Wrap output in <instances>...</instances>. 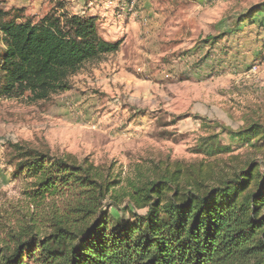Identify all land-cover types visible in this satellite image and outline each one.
<instances>
[{"label": "trees", "instance_id": "trees-1", "mask_svg": "<svg viewBox=\"0 0 264 264\" xmlns=\"http://www.w3.org/2000/svg\"><path fill=\"white\" fill-rule=\"evenodd\" d=\"M2 2L0 99L46 101L119 49L102 37L96 16L71 13L60 0L41 15ZM262 10L253 6L233 29L202 42L246 21L264 26ZM220 130L241 143L236 148H264L259 120ZM12 148V176L24 181L27 201L0 221V264H264V157L233 154L219 133L199 137L195 151L209 162L153 169L119 189L86 159Z\"/></svg>", "mask_w": 264, "mask_h": 264}, {"label": "rangeland", "instance_id": "rangeland-1", "mask_svg": "<svg viewBox=\"0 0 264 264\" xmlns=\"http://www.w3.org/2000/svg\"><path fill=\"white\" fill-rule=\"evenodd\" d=\"M56 1L13 0L35 15ZM60 1L71 13L99 14L100 34L119 49L86 64L69 90L46 101L0 99V221L26 207L25 183L12 176L15 143L86 159L110 173L116 189L177 162L182 170L209 162L195 151L201 136L219 133L233 154L246 151L220 125L264 123V26L246 21L212 44L202 41L233 29L264 0ZM246 152L264 157V148Z\"/></svg>", "mask_w": 264, "mask_h": 264}, {"label": "crops", "instance_id": "crops-1", "mask_svg": "<svg viewBox=\"0 0 264 264\" xmlns=\"http://www.w3.org/2000/svg\"><path fill=\"white\" fill-rule=\"evenodd\" d=\"M40 2H42V0H40ZM11 6H15V7H28V4L27 3H14L13 2V0H12V2H11ZM102 8V6L100 7V5L99 4H97V10H99V9H101ZM86 11V10H85ZM84 10H79L78 9V11H74V13H78V14H84V12H85ZM30 14H39V11H36V10H33V9H30ZM87 12V14H89V9L86 11ZM99 12V11H98ZM97 12V13H98ZM90 15H92V13L90 14ZM97 19H99V14H97Z\"/></svg>", "mask_w": 264, "mask_h": 264}]
</instances>
